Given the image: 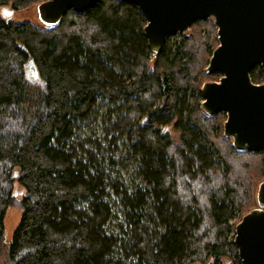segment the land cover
Wrapping results in <instances>:
<instances>
[{"label":"trees","instance_id":"1","mask_svg":"<svg viewBox=\"0 0 264 264\" xmlns=\"http://www.w3.org/2000/svg\"><path fill=\"white\" fill-rule=\"evenodd\" d=\"M41 1L0 0V10ZM144 26L136 6L119 0L69 10L52 28L0 14V264H241L230 236L256 206L264 152L236 151L223 136L225 114L201 109L202 85L221 77L206 72L217 29L196 21L154 55ZM29 58L38 84L25 75ZM255 70L251 81L264 83ZM97 99L119 104L112 130L129 142L126 161L138 162L146 188H119L93 150L74 145ZM108 185L130 224L119 234L105 229ZM13 204L21 216L7 244ZM148 220L161 229L154 236Z\"/></svg>","mask_w":264,"mask_h":264},{"label":"water","instance_id":"2","mask_svg":"<svg viewBox=\"0 0 264 264\" xmlns=\"http://www.w3.org/2000/svg\"><path fill=\"white\" fill-rule=\"evenodd\" d=\"M99 0H42L33 7L44 28L56 26L71 10L82 13ZM140 11L143 34L152 54L157 55L167 37L186 34L200 20H212L218 46L206 72L221 75L206 82L200 92L201 109L207 116L224 113L223 136L240 152H264V83L254 84L250 71L260 66L264 74V0H119ZM14 11L2 9L11 20ZM25 75L39 79L32 58L25 63ZM255 204L234 227L233 244L241 264H264V181L255 189Z\"/></svg>","mask_w":264,"mask_h":264},{"label":"rangeland","instance_id":"3","mask_svg":"<svg viewBox=\"0 0 264 264\" xmlns=\"http://www.w3.org/2000/svg\"><path fill=\"white\" fill-rule=\"evenodd\" d=\"M4 8L9 9L8 7ZM35 15L34 9L31 8L26 11L15 12L11 19L17 23L29 21L40 26ZM178 34L179 33L175 34L176 37L173 40L174 44L179 42ZM255 67L252 69L255 70ZM114 68L119 75H126L123 73L124 71L121 67L116 66ZM260 69L258 68L255 71H259ZM32 82H35L36 84L39 83V81ZM118 105V103H111L104 99H97L95 105L91 109L90 114L77 123L75 129L76 138L74 139V145L78 149L79 153L81 148L93 150L98 161L102 162L104 172L108 174L112 182H117L119 188L127 190L129 193L135 192L136 190H142L148 185L138 172V162L126 161L128 157L127 153L129 142L125 138H118L119 131L112 130V125L120 113L119 109L117 108ZM174 120L175 119L173 118L169 124V135L175 142H177L179 132L172 129V123ZM14 190L15 193L18 194L15 196L19 199L23 195V192L21 193L22 188L17 183H14ZM106 192L107 196L105 197V201L109 205L111 216L105 225V229L109 234H119L130 227V224L125 217V207L122 206L120 196H117L115 190L111 186H107ZM146 211L150 212V210ZM20 216L21 210L16 204H13L7 208L3 219L4 243L8 244L10 242L12 234L19 223ZM237 217L238 215L236 214L234 219H237ZM234 219L232 220L233 222L235 221ZM232 221L231 223H233ZM145 223L149 233L153 234V236L160 232L161 229L151 221L148 220V222L145 221ZM235 225L236 224L233 225V231L230 236L233 238ZM127 264L133 263L128 261ZM193 264L207 263L195 262Z\"/></svg>","mask_w":264,"mask_h":264}]
</instances>
